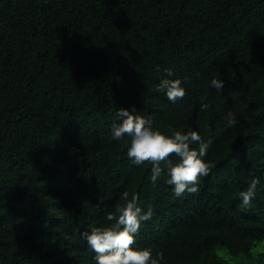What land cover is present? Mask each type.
I'll return each mask as SVG.
<instances>
[{
    "label": "trees",
    "instance_id": "trees-1",
    "mask_svg": "<svg viewBox=\"0 0 264 264\" xmlns=\"http://www.w3.org/2000/svg\"><path fill=\"white\" fill-rule=\"evenodd\" d=\"M169 68L176 103L156 91ZM133 106L212 141L199 193L153 188L111 139ZM125 191L154 210L135 247L161 264H264V0H0V264H95L81 233Z\"/></svg>",
    "mask_w": 264,
    "mask_h": 264
},
{
    "label": "clouds",
    "instance_id": "clouds-1",
    "mask_svg": "<svg viewBox=\"0 0 264 264\" xmlns=\"http://www.w3.org/2000/svg\"><path fill=\"white\" fill-rule=\"evenodd\" d=\"M165 72L169 78L162 79L156 91L164 93L170 102L176 103L187 95L183 86L185 81L180 78L171 79L174 73L170 68L165 69ZM210 85L217 91H222L224 81L213 78ZM208 108L207 104L201 105V111H207ZM115 118L119 123L111 125V139H129L127 157L137 167L145 164L151 166L150 182L153 188L158 185L162 176H166L164 182L172 186L175 197L199 193L202 180L211 174L214 167L211 162L204 160L211 140L205 141L194 130L185 133L169 127L170 135L155 130L152 116L139 114L134 106L131 111L127 108L118 109ZM226 122L228 125H235L236 115L229 111ZM259 183L258 178H253L247 190L240 192V207L243 210L247 211L252 207ZM121 200L122 204H116L113 211L106 213V225L81 233V237L95 253V264H161L164 260L162 251L153 254L151 248L135 247L143 224L151 221L155 214L153 208L148 206L145 211L140 206L139 195L136 193L130 196L125 191Z\"/></svg>",
    "mask_w": 264,
    "mask_h": 264
}]
</instances>
